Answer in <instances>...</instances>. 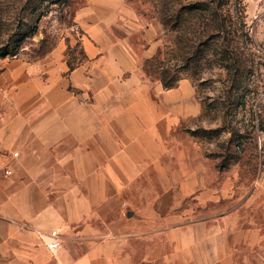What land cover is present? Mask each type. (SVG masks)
<instances>
[{
	"label": "crops",
	"instance_id": "1",
	"mask_svg": "<svg viewBox=\"0 0 264 264\" xmlns=\"http://www.w3.org/2000/svg\"><path fill=\"white\" fill-rule=\"evenodd\" d=\"M75 18L78 62L0 58V264H264L260 224L166 161L202 112L193 86L147 77L124 0Z\"/></svg>",
	"mask_w": 264,
	"mask_h": 264
},
{
	"label": "rangeland",
	"instance_id": "2",
	"mask_svg": "<svg viewBox=\"0 0 264 264\" xmlns=\"http://www.w3.org/2000/svg\"><path fill=\"white\" fill-rule=\"evenodd\" d=\"M85 1L0 0V58L61 47L81 60L75 15ZM124 1L142 22L141 46L154 47L147 77L188 81L202 106L177 130L169 167L198 168L204 185L264 232V0Z\"/></svg>",
	"mask_w": 264,
	"mask_h": 264
},
{
	"label": "built area",
	"instance_id": "3",
	"mask_svg": "<svg viewBox=\"0 0 264 264\" xmlns=\"http://www.w3.org/2000/svg\"><path fill=\"white\" fill-rule=\"evenodd\" d=\"M15 57H17V55H15V54L10 56V58H15ZM5 173H8V171H5ZM56 234H57V230H52L49 234L50 240L46 242V247L49 250L55 249L58 245V243L56 241Z\"/></svg>",
	"mask_w": 264,
	"mask_h": 264
},
{
	"label": "trees",
	"instance_id": "4",
	"mask_svg": "<svg viewBox=\"0 0 264 264\" xmlns=\"http://www.w3.org/2000/svg\"><path fill=\"white\" fill-rule=\"evenodd\" d=\"M193 9H196V7L193 6L192 8H189V9H188V12H189V13H190V12L192 13V12L194 11ZM14 54H16V53H14ZM161 81L163 82L164 86H165V87H168V88H169V87H172V86H174V85L176 84L175 82H172V83H171V82H169V81H166L164 77H161Z\"/></svg>",
	"mask_w": 264,
	"mask_h": 264
}]
</instances>
